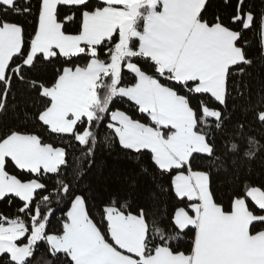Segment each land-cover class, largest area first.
Here are the masks:
<instances>
[{
	"label": "snow or ice",
	"instance_id": "snow-or-ice-1",
	"mask_svg": "<svg viewBox=\"0 0 264 264\" xmlns=\"http://www.w3.org/2000/svg\"><path fill=\"white\" fill-rule=\"evenodd\" d=\"M209 7L0 0V113L17 106L20 86L34 107L24 126L0 132V202L18 213H0V264H264V185L225 204L214 178L233 93L250 95L256 50L264 61V11L224 0L228 15L209 18ZM244 111L264 129V96ZM105 150L134 168L101 201L91 177ZM146 162L160 180L142 192Z\"/></svg>",
	"mask_w": 264,
	"mask_h": 264
},
{
	"label": "trees",
	"instance_id": "trees-1",
	"mask_svg": "<svg viewBox=\"0 0 264 264\" xmlns=\"http://www.w3.org/2000/svg\"><path fill=\"white\" fill-rule=\"evenodd\" d=\"M249 2L250 6L253 7V11H264V0H249ZM209 5V18L218 14L227 16L230 12V9L224 7V0H209ZM20 23L24 24L28 31H31V21L21 19ZM252 46L255 49V40H252ZM253 59L255 60V64L250 70L251 75L245 80L250 95L242 98L238 93H233L236 99L232 121L227 124L225 132L217 138L219 155L221 156L223 166L221 171L214 172L215 187L225 204H228V198L232 197L233 193L236 191H246L248 185H264V129H261L258 125L250 124L244 111L250 104H257L259 97L264 96V61L259 59L258 50L255 51ZM48 74L50 75V73ZM16 104L17 106L8 112L0 113V132H3L8 127L24 126L32 116L34 107L23 86L17 88ZM192 104L195 106L196 101L193 100ZM238 122H243L245 125L241 139H237L236 137V133L239 131L236 127ZM44 137L47 138V142L53 143L56 146H64L59 137H48L47 133L44 134ZM248 137H252L257 143L250 145L247 142ZM232 140H236L240 144V151L237 153L229 151L228 145ZM245 151H251L253 156L251 158L246 157L244 155ZM145 166L148 168V171L136 175L142 192L155 189L160 180L156 176L150 162H146ZM133 168L134 165L126 158L123 152L109 153L107 150L101 152L96 158V165L91 177V180L96 183L97 200H104L109 186H115L119 180L132 173ZM154 176L155 179H153ZM170 199L167 196L163 197V203L156 204V210L165 211ZM171 202L175 204L174 200ZM99 207H103V205ZM0 213L9 217H15L18 214L15 202L11 206L0 202ZM95 219L97 221L100 220L99 210L95 215ZM53 228L58 229L59 225H53ZM187 242H179L182 250ZM37 264H41V261L38 260Z\"/></svg>",
	"mask_w": 264,
	"mask_h": 264
}]
</instances>
